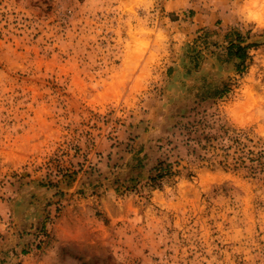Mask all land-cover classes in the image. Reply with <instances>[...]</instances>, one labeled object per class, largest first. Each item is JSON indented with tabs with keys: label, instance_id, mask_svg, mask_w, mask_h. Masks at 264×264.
<instances>
[{
	"label": "rangeland",
	"instance_id": "rangeland-1",
	"mask_svg": "<svg viewBox=\"0 0 264 264\" xmlns=\"http://www.w3.org/2000/svg\"><path fill=\"white\" fill-rule=\"evenodd\" d=\"M196 119L264 142V0H0V264H264V177L192 162Z\"/></svg>",
	"mask_w": 264,
	"mask_h": 264
},
{
	"label": "trees",
	"instance_id": "trees-1",
	"mask_svg": "<svg viewBox=\"0 0 264 264\" xmlns=\"http://www.w3.org/2000/svg\"><path fill=\"white\" fill-rule=\"evenodd\" d=\"M239 34L236 40H230L226 46L227 60L234 59L237 70L246 66L250 58L249 48L255 43L240 44ZM229 90L227 83L221 86L206 84L201 86L194 97L199 101L220 98ZM174 124L179 130L178 137L184 146L192 162H206L208 164H220L224 168H244L251 176L264 177V142L255 141L244 132L230 131L221 125V133H213L207 130V124L196 119ZM168 144L171 141L167 140ZM172 148H170L171 150ZM169 156L159 159L152 167L156 173L150 177L153 184H160L162 179H167L177 172L169 161Z\"/></svg>",
	"mask_w": 264,
	"mask_h": 264
}]
</instances>
